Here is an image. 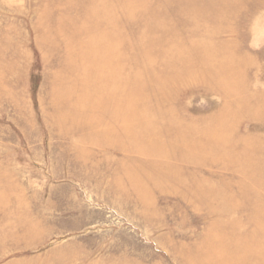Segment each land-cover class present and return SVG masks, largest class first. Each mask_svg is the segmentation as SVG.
<instances>
[{"label": "rangeland", "instance_id": "374dc122", "mask_svg": "<svg viewBox=\"0 0 264 264\" xmlns=\"http://www.w3.org/2000/svg\"><path fill=\"white\" fill-rule=\"evenodd\" d=\"M0 264H264V0H0Z\"/></svg>", "mask_w": 264, "mask_h": 264}]
</instances>
